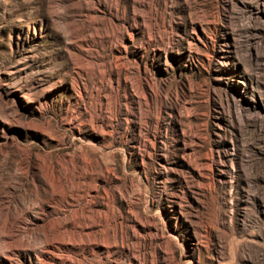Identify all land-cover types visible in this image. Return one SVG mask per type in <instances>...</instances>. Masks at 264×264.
I'll return each instance as SVG.
<instances>
[{
    "label": "rangeland",
    "instance_id": "1",
    "mask_svg": "<svg viewBox=\"0 0 264 264\" xmlns=\"http://www.w3.org/2000/svg\"><path fill=\"white\" fill-rule=\"evenodd\" d=\"M0 264H264V0H0Z\"/></svg>",
    "mask_w": 264,
    "mask_h": 264
}]
</instances>
